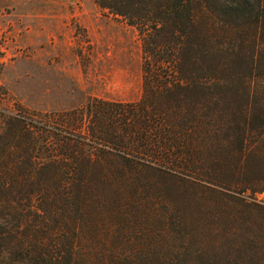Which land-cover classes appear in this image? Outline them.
<instances>
[{"label":"trees","instance_id":"obj_1","mask_svg":"<svg viewBox=\"0 0 264 264\" xmlns=\"http://www.w3.org/2000/svg\"><path fill=\"white\" fill-rule=\"evenodd\" d=\"M95 2L138 33L141 99L69 133L0 101V264H264V0ZM129 155L174 182L154 232L112 222L157 212L119 198Z\"/></svg>","mask_w":264,"mask_h":264},{"label":"rangeland","instance_id":"obj_2","mask_svg":"<svg viewBox=\"0 0 264 264\" xmlns=\"http://www.w3.org/2000/svg\"><path fill=\"white\" fill-rule=\"evenodd\" d=\"M141 67L137 31L100 9L95 0H0V101L10 114L69 120L70 130H61L72 132L80 127L74 111L85 116L88 102L102 107L139 102ZM127 158L152 168L121 181L119 198L138 199L139 211L155 206L157 212L146 217L128 208L129 220L112 222L117 227L121 221L122 228L139 222L154 232L165 208L161 204L178 199L173 179L167 170V175L161 174L163 169L155 172L160 164L155 159ZM255 200L263 202L264 195ZM144 236L147 244L158 240L156 232L154 239Z\"/></svg>","mask_w":264,"mask_h":264}]
</instances>
